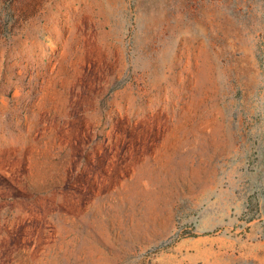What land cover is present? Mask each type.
<instances>
[{
    "label": "rangeland",
    "instance_id": "obj_1",
    "mask_svg": "<svg viewBox=\"0 0 264 264\" xmlns=\"http://www.w3.org/2000/svg\"><path fill=\"white\" fill-rule=\"evenodd\" d=\"M0 264H264V0H0Z\"/></svg>",
    "mask_w": 264,
    "mask_h": 264
}]
</instances>
